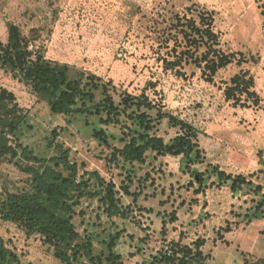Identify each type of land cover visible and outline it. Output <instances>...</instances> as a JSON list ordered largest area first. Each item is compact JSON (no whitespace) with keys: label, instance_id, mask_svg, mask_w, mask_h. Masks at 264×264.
I'll return each mask as SVG.
<instances>
[{"label":"rangeland","instance_id":"obj_1","mask_svg":"<svg viewBox=\"0 0 264 264\" xmlns=\"http://www.w3.org/2000/svg\"><path fill=\"white\" fill-rule=\"evenodd\" d=\"M202 16L212 22L218 50L231 58L210 82L196 61L204 49H189L178 23ZM9 24L25 35L44 28L38 45L45 59L67 66L70 78H101L111 83L116 103L126 94L143 96L154 106L142 109L150 118L172 116L197 130L199 163L152 152L143 164L110 161L113 148L122 146L120 126L101 125L97 116L52 114L44 98L0 68V95L5 90L13 96L0 97V134L8 145L45 159L69 150L80 173L96 171L134 194L119 192L124 220L108 218L96 200L80 201L84 215L74 220L77 231L91 239L102 264L118 231L121 264H165L160 260L167 243L172 252L177 244L189 249L195 260L197 239L204 240V264H264V0H0L4 44ZM236 76L252 79L258 106L226 102L224 89ZM154 124L152 134L165 143L181 134L167 118ZM99 129L109 146L93 138ZM24 168L18 159L0 157V198L33 190ZM212 168L252 186L232 191V182L219 185ZM0 236L22 264H61L38 236L1 219Z\"/></svg>","mask_w":264,"mask_h":264},{"label":"trees","instance_id":"obj_2","mask_svg":"<svg viewBox=\"0 0 264 264\" xmlns=\"http://www.w3.org/2000/svg\"><path fill=\"white\" fill-rule=\"evenodd\" d=\"M182 20L178 18V23L189 49H196L197 52L204 49L196 61L199 65L203 63V76L210 82L221 67L230 63L231 58L218 50L219 38L208 16H202L199 22ZM44 31V28L32 29L25 35L17 25L9 24L7 42H0V68L44 98L52 114L97 116L101 125L120 126L122 146L113 148L110 161L115 162L119 158L124 164H143L148 152L156 156H182L188 163L201 161L202 152L196 142L197 130L193 126L158 113L155 120L167 118L181 131L180 135L165 143L162 138L152 134L155 120L142 111L144 108H154L147 99L126 94L116 103L110 82L105 83L93 75L84 80L70 78L67 66L45 59L38 45L42 44ZM0 97L13 101L12 94L5 90ZM224 97L226 102L240 108L258 106L261 101L253 90L252 79L245 76H236L225 87ZM8 129L13 132L12 123ZM93 138L100 145L109 146V137L102 129L94 130ZM69 153V150H64L58 156L38 158L21 145L11 147L5 136L0 134V157L8 155L11 159L22 161L25 164L23 171L30 175L33 185L31 192L7 194L0 198V219L16 225L27 236H38L44 246L52 249L53 257L61 264H102L101 258L93 254L91 239L82 237L77 231L74 220L84 215L77 209L80 201L96 200L108 218L124 220L127 218V208H122L119 192L127 196L134 194H130L127 186L118 190L113 181L105 180L96 171L80 173L77 164L70 160ZM211 173L219 185L231 181L232 191L243 185L252 186L244 177H233L218 168H212ZM255 190L261 188L255 186ZM119 238L118 231L106 244L108 254L105 264H121L117 262L119 256L115 254ZM193 245L196 247L195 260L191 258L189 249L183 250L177 244L172 255H165L160 261L165 264L206 263L207 258L200 250L204 240L197 239ZM179 253L183 254L182 258H179ZM0 264H22L19 255L7 247L1 236Z\"/></svg>","mask_w":264,"mask_h":264},{"label":"built area","instance_id":"obj_3","mask_svg":"<svg viewBox=\"0 0 264 264\" xmlns=\"http://www.w3.org/2000/svg\"><path fill=\"white\" fill-rule=\"evenodd\" d=\"M164 253L167 256L172 255L173 252H172V248L169 243H167L166 246L164 247Z\"/></svg>","mask_w":264,"mask_h":264}]
</instances>
